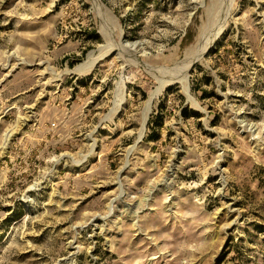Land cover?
<instances>
[{
  "label": "rangeland",
  "instance_id": "obj_1",
  "mask_svg": "<svg viewBox=\"0 0 264 264\" xmlns=\"http://www.w3.org/2000/svg\"><path fill=\"white\" fill-rule=\"evenodd\" d=\"M0 264H264V0H0Z\"/></svg>",
  "mask_w": 264,
  "mask_h": 264
},
{
  "label": "bare ground",
  "instance_id": "obj_2",
  "mask_svg": "<svg viewBox=\"0 0 264 264\" xmlns=\"http://www.w3.org/2000/svg\"><path fill=\"white\" fill-rule=\"evenodd\" d=\"M204 49V48H203ZM202 51V50H201ZM108 53V52H107ZM194 57V56H193ZM191 58V57H190ZM189 58V59H190ZM195 58V57H194ZM191 60V59H190ZM191 61H193V60H191ZM188 62H189V60H188ZM190 64H191V62H189ZM186 64V66L184 67V69L180 72V74L178 75V76H174V77H176L175 79L176 80H179V81H182V82H184L185 81V84H186V78H187V75H186V72H187V69H188V67H189V65L190 64ZM49 75V74H48ZM172 79H173V77H172ZM187 86V85H186ZM184 87V86H183Z\"/></svg>",
  "mask_w": 264,
  "mask_h": 264
}]
</instances>
